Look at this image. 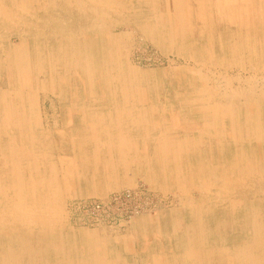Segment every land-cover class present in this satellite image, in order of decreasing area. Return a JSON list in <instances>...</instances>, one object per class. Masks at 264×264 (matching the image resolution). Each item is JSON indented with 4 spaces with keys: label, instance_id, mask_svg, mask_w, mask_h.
I'll use <instances>...</instances> for the list:
<instances>
[{
    "label": "bare ground",
    "instance_id": "1",
    "mask_svg": "<svg viewBox=\"0 0 264 264\" xmlns=\"http://www.w3.org/2000/svg\"><path fill=\"white\" fill-rule=\"evenodd\" d=\"M129 1L131 0H0V24L16 27L10 28L8 38L0 36V67L7 77L13 74L15 79L13 86L0 90V159L3 166L10 167V182H5L0 175V264H121L117 258L109 259L107 238L100 236V233L76 234L70 229L66 231L64 200L70 192L69 183L59 178V169L51 162L49 167L44 166V170L37 162L41 154L37 153L40 141L43 144L42 139L46 136L44 132L38 135L36 131L40 125L37 92L47 89L52 91V95L69 93L71 112H78L82 117L81 123L87 124V128L97 127L98 133L86 132L78 140L79 146L94 143V150L91 148L93 152L77 148L76 151L87 167L96 170L99 168L108 173L105 176H108L110 188L117 189L132 183L133 178L123 175V178L114 180L112 175L120 167L125 169L121 162H126L127 155L131 154L129 157L133 161H145V170L157 160L158 170L173 178L174 184L186 197L184 205L189 206L196 215H201L207 209L206 203L219 205L220 202H228L227 211L230 215L231 211L243 206L244 223L237 231L231 230L241 234L243 242L236 244L231 250L220 246L210 248L207 246L205 230L199 226L198 231L195 230L198 232L197 236L192 234L190 237L189 232L184 234V247L181 244L182 249L184 248L181 257L183 264H212L217 256L222 255H231L228 259L224 257L228 264H264V216L256 208L246 209L250 206L245 198L242 202L234 196L246 190L251 178L264 174V155L256 157L244 147L248 141L249 144L254 142L261 151L264 146V113L261 114L264 111V0H132L145 6L150 11L148 14H142ZM50 7L52 32L48 36L52 40V51L50 49L49 52L48 49H42L46 44L40 43L43 35L41 21L35 19L41 11L47 12ZM61 11L71 13L72 19L77 15L76 23L74 24L73 19L67 26L55 15V12ZM29 19L36 23H31L32 20ZM28 26L33 28V36L26 34L25 28ZM117 28H120L119 32L115 33ZM133 29L142 33L165 53L176 54L177 58L184 60L182 66L169 67L173 73L171 78L176 81L170 78L173 82L170 80L168 91H173L176 95L189 92L195 97L181 103L190 112L201 116L196 118L203 121L204 131L197 133V136L193 133V136L183 134L187 125L178 124L180 119L176 118L177 114L170 117V120H159L160 123L168 120L165 125L154 122V114L150 113L159 110L163 117L167 106L160 105L161 108H158L148 102L149 97L147 101L149 93L153 96V93L158 94L159 91L157 83L153 81L154 74L142 71L129 62L126 47L132 38L130 36ZM216 29L221 32L218 40L213 35L218 32ZM43 30L48 31L46 28ZM253 32L261 34L256 41L251 35ZM216 42L218 48L214 44ZM45 65L52 75L50 83L40 79ZM232 69L239 76L236 84L232 81L235 79L227 77ZM184 73H188L193 82L184 85L180 78V74ZM221 76L225 81L224 90L209 85L211 77ZM76 79L80 80L87 96L84 102L78 101L74 85ZM174 82L175 87L171 89ZM194 82L200 83V88H196ZM108 97L111 99L110 104L106 102ZM102 102L109 112L98 111V105ZM171 105L170 111L183 109L179 102H172ZM71 121L72 119L69 123ZM225 121L229 122V132L224 131L227 128ZM175 126H179L182 131H177L180 128ZM131 130H139L138 133L141 130L143 139H154L156 159L153 156L145 157L142 151L134 148ZM192 131L195 132L193 129ZM58 135L59 138L62 137L61 140L69 137L64 131H59ZM202 136L212 140L219 155L223 153L226 144L229 146L230 153L224 164L221 162V166H215L213 161L214 164L210 167L207 162L205 163L209 166L199 161L202 163L192 167L182 163L184 155L204 146ZM102 138L105 139L108 158L100 156L97 150L102 144ZM74 145L77 144H71L72 147ZM24 173H28L27 177ZM102 174L104 177V173ZM163 177L164 181L168 180ZM192 189L199 192L198 201L192 202ZM211 193L213 198L210 199ZM190 210H187L188 215ZM218 230L212 232L217 234ZM181 235L183 236L182 232ZM220 235L217 236L218 240ZM177 237L181 238L180 233ZM81 240L85 241L82 247L78 245Z\"/></svg>",
    "mask_w": 264,
    "mask_h": 264
},
{
    "label": "rangeland",
    "instance_id": "2",
    "mask_svg": "<svg viewBox=\"0 0 264 264\" xmlns=\"http://www.w3.org/2000/svg\"><path fill=\"white\" fill-rule=\"evenodd\" d=\"M132 2L134 3V7L139 9V11L142 14H148L147 12H150L145 6L138 4V3L136 4L135 1L131 0L128 3L132 5L133 4ZM41 12L39 13V17L37 19H35V21L39 20V22L40 21L42 22V23L40 22V26H41L43 35H42V38L40 39V43H41V45L46 44L45 47H42V49H44V51L46 49H48L47 51L50 52V49L52 51V40H51V37L48 36V34L52 32V7H50V9L47 12H44V11H41ZM57 12H55V15L58 16L59 19H62L63 22L68 24L67 26L70 25L71 20H73V19H75L74 24L76 23L77 15H74L73 19H72V17L70 18L71 13L66 14L62 11L59 13H57ZM45 13H46V15H45ZM112 17L116 20V18L114 16H112ZM27 20H28V18H27ZM30 20H32V19H29V21ZM35 21L32 20L31 23L34 24V23H36ZM44 23H46V24H44ZM44 25H45V27H44ZM42 26H43V28H42ZM0 28H2V29H0V36L8 38L7 36H9V34H11L10 28H16V27L15 26L11 27V25L8 27L7 25H1L0 24ZM45 28L48 31L44 32L43 29H45ZM118 29H120V28H117L115 33L119 32ZM216 31H218V32L214 33L213 35H215V38L217 36L216 40H218L221 36V34H220L221 32H219V30H217V29H216ZM5 32H8V34ZM25 32H26V34H28V36L29 35L33 36V34H34L33 28L32 27L30 28V26L25 28ZM5 34H7V35H5ZM251 35H252L254 41H256V39L259 38V36H261V34L259 32H253V33H251ZM130 37H132V38H130V41L126 47V49L129 51V62H130V64L137 67L138 69H140L142 71H147V72H151L152 74H154L153 81H154V83H157V86H158V90H159L157 92L158 94L153 93V96H152V93H149L146 97L147 101H148V97H149L148 102L157 106L158 108L159 107L161 108V106H167V112L164 113L163 117H162V114L159 110H156L155 113L154 112L150 113V114H154L153 115L154 122L156 124H162V125L164 124L165 125L166 124L165 122L170 120V117L176 116V114H177L176 118L180 119L178 124L181 126L187 125V126H185V131H183L184 132L183 134H185V135L190 134L191 136H193L192 135V133H193L195 136H197L198 135L197 133H201L202 131H204V126L202 127L203 121L199 120L200 121L199 122L198 119H201V118H196V117H201L200 114L194 113L192 111L190 112L187 109V107L183 106V103H181L182 101H185V99L190 100V99H193L195 97L190 95L189 92H181L180 94L176 95V94H173L175 92L172 91L169 93V91H168V88H169L168 85H169L170 80L172 79V80L176 81L174 78H171V76L173 77V73L171 71V68H169V67L182 66V65H184V60L182 58H177L176 54L165 53L161 48H158L156 45L152 44L150 42V40H148V38L144 37L143 34L137 30L133 29L132 35ZM28 41H29V44L32 43L30 39ZM13 42H14V38H13ZM214 44H215L216 48H218L217 42ZM96 51H97V47L94 49L95 53H96ZM156 69H157V71L155 72ZM47 71H48V73H47ZM204 72H206V70H204ZM50 75H51V73L49 72L47 65H45L44 74L41 75L40 79L41 80L44 79L45 83H50V77L52 76V75L51 76ZM246 75L247 74H245V76ZM45 76H46V78H45ZM57 76H59V75H57ZM180 76L179 77L182 78V80L184 81V85L190 84L191 82H193L190 79L191 77L189 76L188 73L180 74ZM186 76H187V78H186ZM227 77L235 79L232 81L235 82L234 84H236V82H237L236 80H238L239 76H238L236 70L232 69L229 71ZM172 80H171V82H173ZM14 81H15L14 75L11 74L10 76L7 77V74L4 71V69L2 67H0V90L1 89H3V90L8 89L9 86H13L15 83ZM74 82H75L74 85H76L75 88L77 89L78 101L80 100V102L81 101L84 102V100L87 99V96H85L83 85L81 84L80 80H78V79H76ZM196 83L198 86L196 85ZM196 83L194 82V86L196 88H198V87L200 88V83H198V82H196ZM208 83L211 87L219 88L221 90H224L226 87L223 76H221L220 78L211 77L209 79ZM62 85H64V84H62ZM48 87H50V85ZM173 87H175V82H174L173 86L171 87V89ZM57 89H58V85L56 86V90ZM64 89L66 90L67 87H65ZM50 93H51V95H50ZM185 94L186 95L188 94V95L186 96ZM41 95H42V97H41ZM43 96L45 97V99ZM37 97H38V110H39L40 125H38L39 129H37L36 131H38V135H40V132H44L46 135L42 139V140H44L43 144L40 141V143H41L40 149L38 150L37 153H41V154L38 156L37 162L40 164V168H42V170H44L45 165L49 167V163L51 162L53 165L56 166L57 170L59 169L57 171L59 174V178L60 179L62 178L63 180H66L69 183V191L70 192L64 200V210H65L66 217H67V222H66V224H67L66 231L67 232L70 229V231H73L76 234H78V232L79 233H84V232L90 233L91 232V233H98V234L100 233L99 234L100 236L102 235L103 237L107 238L108 245H109L108 246V248H109L108 254L111 257L109 259L112 260V258H113V260H115L117 258L121 264L122 263H124V264H156V263L157 264H163V262H164V264H183L181 257L184 253V248L182 249V247H184L182 244L184 242L183 238L186 237L184 234L186 232H189L190 237H192V234H194V236L195 235L197 236V234H198L197 231H198L199 226L204 228L206 242L208 243L207 246L208 247L210 246V248H214V247L217 248L220 246L221 248L224 247V249L231 250L236 244L238 245L239 243L243 242L241 240L242 237H240L241 234H239L238 232L236 233V232L231 231V230L237 231L239 229V227L242 226L244 223L245 216L243 214V208H242L243 206L239 207L240 210L238 208H236L235 210L231 211V215H230L229 211H227L228 210V202H223V203L220 202L219 205L214 204L215 207L212 203H206L205 207L207 209L204 212H202L201 215H196L195 212H192V209L190 210L189 206L187 207L184 205V203H186L185 202L186 197L180 191L179 187H177V185L174 184L173 178L167 177L166 175H164V173L161 174V171L158 170L159 169V162H157V160L154 161L156 163L152 162V164H151L152 166L149 169L145 170V167H144L145 161L144 162L143 161H140V162L133 161L132 158L130 159V157H129L131 154H128L127 155L128 160L126 159V162H123V161L121 162L125 165V169L120 167L119 170L113 172L112 175H113L114 180L115 179H121L124 176L129 178V179L133 178V179H131L132 183H130L129 185L119 187L117 189L110 188L109 182H108V176H105V174L107 175L108 173H105L104 171L102 172V169H99V168H97V170H96V168L93 169V168L87 167L85 165V163H83L80 160V158H79L80 155L76 151V148L81 149V150L86 151V152L94 150V148L96 146V145H94V143H91V144L87 143L85 145L79 146L78 140H80V138H81L80 135L81 134L83 135L86 132H88V134L91 132H93V133L97 132L98 133L97 127L92 126L93 128L92 127L87 128L86 127L87 124L81 123V118H82L81 115L78 112H74V113L71 112V107L69 105L71 95H69V93L66 94V92H64V95L62 94L61 96H58V94L52 95V91L47 89L44 92H42V90L38 91ZM182 97H183V100H181ZM163 98H164V100H163ZM101 99L104 100V97H102ZM170 101H171V103H170ZM106 102L109 104L111 103L110 97H108V99H106ZM172 102L173 103L179 102L180 106L182 105L181 107H183V109L181 110V108H179L180 111H179V109H171V111H170V108L172 106L171 105ZM98 106H99L98 111H100V112L104 111V113L109 112V109L104 106L103 102L101 105H98ZM262 113H264V111L261 112V114ZM59 115H60V117H59ZM162 118H165V119L167 118L168 120H166L165 122L162 121L163 123H160L159 120ZM71 119H72V121H71V123H69V121ZM262 120L264 122V114H262ZM225 122H226L227 128H225L224 131L229 132L230 131L229 122L228 121H225ZM51 124H53V125H51ZM68 124H71V125H68ZM175 127H177V126H175ZM157 128L159 129L158 125H157ZM157 128H155V130ZM177 128H180V127L178 126ZM192 129L195 130L196 133L193 132ZM179 130L182 131L181 128L178 129L177 131H179ZM59 131H61V132L64 131L67 134H69V137L67 138V140H61L62 137L59 138V135H58ZM138 131L139 130H131L130 131L131 142L133 141L132 143H134L133 144L135 146L134 148H137V149H139V151H142L144 154V155L143 154L142 155L145 157L147 156V157L151 158L153 156V158H155L156 156L154 155V149H155V147H154L155 141H153L154 139H151V140L143 139V137L141 135V133H142L141 130H140V133H138ZM163 131H166V130H163ZM131 132L133 133L132 135H131ZM200 135H202V134H200ZM202 138H203L202 140L204 142V146L200 147L199 150H196L197 153L191 152V153L187 154V156L184 155L183 159L185 160V158H186V160L185 161L182 160V163L189 165V166H192V167H195L198 165V163H202V162H203V164L205 162H207L210 165V167L212 166L211 164H214V163H215L214 164L215 166H221V164H224L228 160L227 155H229V153H230L229 152L230 148L228 149L229 146L226 144L224 146L223 153L221 155H219L215 146H213V142H211L212 140L210 138H208L207 136H202ZM72 139H73V142H72ZM86 141H88V139H86ZM101 141H102V144L99 146L100 150L99 149H97V150L99 151L100 156L102 155L103 157L108 158L109 155L107 154V147L104 145L105 139L102 138ZM226 141H227V139H226ZM44 142H45V144H44ZM74 142L77 145H74V147H72L71 144H73ZM248 142H247L248 145L246 144V146H244V147L250 153L253 152L251 154L256 155V157L264 155V154H261V153H264V150H263L264 146H263V149L261 151V150L257 149L258 147H256V144L254 142H253V144H255V145H253L252 143L249 144ZM44 145H46V146H44ZM64 146H65V148H64ZM91 148H92V150H91ZM60 150H62V151H60ZM45 152L47 153V156L45 155L46 154ZM42 153H44L45 156ZM213 153L215 155H213ZM224 153H225V155H224ZM197 154H199L200 156ZM205 157H206V159H205ZM202 158H203V160H202ZM217 160H219V162ZM199 161H202V162H199ZM213 161H214V163H213ZM216 162L218 163V165ZM221 162H223V163H221ZM2 163H3V161L1 160L0 161V175H2V178L4 179V181L8 183V182H10L9 181L10 180V174H9L10 167L9 166H3ZM207 163H205L204 165L209 166ZM139 166L141 167L142 170L140 169ZM140 170L143 174H141ZM133 171H134V174H133ZM126 172H127V174H126ZM95 173H96V176L94 175ZM102 173H104V177H103ZM23 175L25 177H27L28 173H24ZM132 175H134V176H132ZM160 175L165 176L168 180L164 181L165 180L164 177L162 176V178H161ZM100 178H101V181H100ZM101 182H102V184H101ZM74 184L76 187L74 186ZM87 184H88V186H87ZM165 185H167V186H165ZM174 187H176V188H174ZM95 188H96V190H95ZM98 188H100V189H98ZM162 188H164V189H162ZM124 190H126V191H124ZM81 191H83V192H81ZM176 191H178V192H176ZM96 192H99V193H96ZM101 192H102V196H101ZM97 195H99V196H97ZM209 195H210V199L213 198V193H211ZM179 196H180V199L178 198ZM234 196H235V198L240 199L241 201H242V199L244 200V198H245L246 203L248 201L247 205L250 206V207H247L246 209H248V208L251 209V207L256 208L258 210V212L262 213L264 216V206H263L264 204L261 203V202H264V200H263L264 199V174L261 176H256L254 178H251L246 185V190L241 192V193H236ZM190 198H191L192 202L198 201L199 192L195 189L190 190ZM173 200H176V201H173ZM258 200H260L261 202H259ZM94 201H97V203L102 202L103 204L107 205V207H109V209L105 207L106 210L100 213V216L98 217V219H94L93 215L90 212L86 211V208L88 206H90V204H92ZM78 202H80V203H78ZM242 202H244V201H242ZM102 203H100V204H102ZM182 205H184L185 207ZM184 208H185V210H184ZM186 209L188 211L190 210L191 215L190 214L188 215L189 212L187 213ZM236 210H237V212H236ZM215 211L217 212L216 215L214 214ZM223 212H224V214H222ZM228 213H229V215H228ZM226 215H228V216H226ZM240 215L242 216V220H241ZM234 216L235 217L237 216L236 217L237 220ZM174 220H176V221L178 220V221L176 222ZM233 221H235V222H233ZM197 223H198V225H197ZM234 225H235V227H234ZM172 229H173V231L175 230L174 231L175 233L172 231ZM176 229H177V231H176ZM196 229H197V231L195 232ZM216 229H219L218 230L219 233L214 234V232H212V231H214ZM76 230H77V232H76ZM192 230H194V231H192ZM171 232H173V233H171ZM181 232H182L183 236L181 235ZM179 233H180L181 238L177 237V236H179ZM218 235H220V237H219L220 240H218V238H217ZM172 236H173V238H172ZM238 237H240V238H238ZM172 239H173V241H172ZM180 239H182V240H180ZM229 240H230V242H229ZM84 243H85V241L81 240L78 242V245H81V247H82V244H84ZM132 244L134 245V247ZM179 244H180V246H179ZM181 244H182V247H181ZM178 247L180 249H178ZM173 248H175V249L173 250ZM165 250H167V251H165ZM162 252H163V254H162ZM176 253H178V255ZM121 254H122V256H121ZM129 257H130V259H129ZM224 257L226 259H228L229 257H231V255H227V256L222 255L220 257L217 256L215 258L216 260H213L212 264H228L227 261L224 260ZM187 264H191V263H187Z\"/></svg>",
    "mask_w": 264,
    "mask_h": 264
},
{
    "label": "built area",
    "instance_id": "3",
    "mask_svg": "<svg viewBox=\"0 0 264 264\" xmlns=\"http://www.w3.org/2000/svg\"><path fill=\"white\" fill-rule=\"evenodd\" d=\"M100 203L102 202L97 203V201H94L92 204H90V206L86 208V211L90 212L93 215L94 219H98V217L100 216V213L106 210L105 207L109 209L107 205L103 203L100 204Z\"/></svg>",
    "mask_w": 264,
    "mask_h": 264
}]
</instances>
